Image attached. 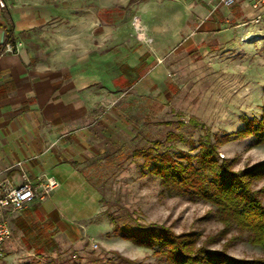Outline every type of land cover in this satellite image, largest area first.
Listing matches in <instances>:
<instances>
[{"label":"rangeland","instance_id":"obj_1","mask_svg":"<svg viewBox=\"0 0 264 264\" xmlns=\"http://www.w3.org/2000/svg\"><path fill=\"white\" fill-rule=\"evenodd\" d=\"M57 1L65 6L94 4V0ZM97 1L111 5V11L101 10L106 22L102 32L118 30L124 39H134L135 50L147 57L146 68L139 70L138 78L133 76L139 79L134 90L108 89L106 118L94 124L104 135L96 139L92 152L81 157L82 177L68 189L71 202L60 206V218L51 219L47 212L22 236L13 232L4 243L0 264L118 262L114 252L143 264H168L159 246L143 247L115 235L113 219L119 224H162L176 233L192 232L207 248L224 249L231 257H264V249L250 243L248 231L233 225L224 237L216 207L167 189L134 155L138 148L157 142L159 150L196 155L206 134L233 133L243 128L242 117H262L264 13L249 0H236L232 7L216 6L215 0ZM145 6L151 12L147 20L139 11ZM209 6L226 22L209 34L200 28L187 32L196 21V8ZM180 12L185 26L176 30L175 16ZM39 38L40 47L49 45L45 30ZM105 43L102 47H109ZM133 94L135 102L129 98ZM171 132L177 138L168 141ZM217 158L242 171L264 161V143L256 144L254 137L231 140L219 147ZM263 185L264 180L254 183L253 189ZM260 199L264 204V193Z\"/></svg>","mask_w":264,"mask_h":264},{"label":"crops","instance_id":"obj_2","mask_svg":"<svg viewBox=\"0 0 264 264\" xmlns=\"http://www.w3.org/2000/svg\"><path fill=\"white\" fill-rule=\"evenodd\" d=\"M7 2L8 7L0 11V46L8 42L11 29L21 47L17 54L0 55V183L7 180L16 185L25 176L32 181L45 176L59 184L45 202L36 199L21 211L6 212L12 233L22 236L47 212L51 219L60 218V206L71 202L68 189L82 177L81 157L92 152L96 139L104 135L94 124L106 118L108 89L128 86L134 90L139 79L133 76L138 78L139 70L146 68L147 57L141 49L135 50L134 39H124L118 30L102 32L106 22L101 10L111 11L110 4L97 0L91 1L93 7L65 6L57 0ZM139 11L144 20L149 19V6ZM196 14L187 32L200 28L209 34L226 22L211 6L196 8ZM175 17L176 30L183 28V13ZM44 30L49 43L45 48L38 39ZM104 43L109 47H102ZM129 98L135 102L134 94Z\"/></svg>","mask_w":264,"mask_h":264},{"label":"trees","instance_id":"obj_3","mask_svg":"<svg viewBox=\"0 0 264 264\" xmlns=\"http://www.w3.org/2000/svg\"><path fill=\"white\" fill-rule=\"evenodd\" d=\"M7 40L15 43L11 29L7 31ZM242 120L243 128L236 132L206 134L200 139L196 155L159 150L160 142L152 147L138 148L134 155L143 159V167L160 177L167 189H177L216 207L218 219L224 225L221 231L224 237L235 225L249 232L252 245L264 249V204L260 199L264 185L253 189L254 183L264 180V161L236 171L231 162L217 158L219 147L231 140L254 137L256 144L264 143V114L261 118L244 116ZM167 137L171 141L177 135L171 132ZM112 222L115 235L120 234L143 247L159 246L168 264H264V257L240 259L231 257L224 249L211 250L192 232L176 233L162 224H119L114 219ZM113 254L118 262L97 259L92 264H143L116 252Z\"/></svg>","mask_w":264,"mask_h":264},{"label":"built area","instance_id":"obj_4","mask_svg":"<svg viewBox=\"0 0 264 264\" xmlns=\"http://www.w3.org/2000/svg\"><path fill=\"white\" fill-rule=\"evenodd\" d=\"M252 5L261 14L264 13V0H251ZM216 6L232 7L236 0H215ZM8 7L7 0H0V11ZM21 44L5 42L0 46V55L17 54ZM59 187L53 177L39 178L36 181L28 180L25 176L19 184L13 185L7 180L0 183V255L4 251V243L12 236L6 212L16 213L25 209L31 202L44 201L53 191ZM97 247V244L94 245Z\"/></svg>","mask_w":264,"mask_h":264}]
</instances>
